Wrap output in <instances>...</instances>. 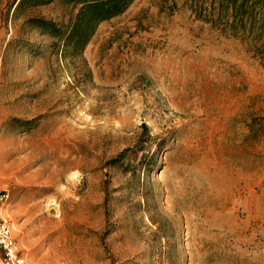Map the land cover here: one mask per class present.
Wrapping results in <instances>:
<instances>
[{"label":"rangeland","instance_id":"1","mask_svg":"<svg viewBox=\"0 0 264 264\" xmlns=\"http://www.w3.org/2000/svg\"><path fill=\"white\" fill-rule=\"evenodd\" d=\"M199 5L131 0L88 36L72 0H0V216L24 264H264V67Z\"/></svg>","mask_w":264,"mask_h":264},{"label":"trees","instance_id":"2","mask_svg":"<svg viewBox=\"0 0 264 264\" xmlns=\"http://www.w3.org/2000/svg\"><path fill=\"white\" fill-rule=\"evenodd\" d=\"M22 0H20L21 2ZM81 4L76 26H85L88 36L93 24L113 17L131 0H72ZM196 17L221 34L238 39L245 50L264 67V0H198ZM41 22V27L46 28ZM77 29V28H76ZM256 121V119H255ZM256 130L264 131V117L257 119Z\"/></svg>","mask_w":264,"mask_h":264},{"label":"built area","instance_id":"3","mask_svg":"<svg viewBox=\"0 0 264 264\" xmlns=\"http://www.w3.org/2000/svg\"><path fill=\"white\" fill-rule=\"evenodd\" d=\"M6 198V194L0 191V202ZM0 249L3 253L5 264H24L18 255L15 240L11 233L9 221L0 216Z\"/></svg>","mask_w":264,"mask_h":264}]
</instances>
